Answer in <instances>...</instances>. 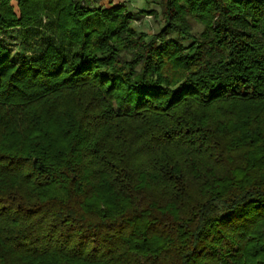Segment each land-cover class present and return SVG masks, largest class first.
<instances>
[{"label":"trees","instance_id":"obj_1","mask_svg":"<svg viewBox=\"0 0 264 264\" xmlns=\"http://www.w3.org/2000/svg\"><path fill=\"white\" fill-rule=\"evenodd\" d=\"M12 1L0 264H264V0H157L154 34L123 5Z\"/></svg>","mask_w":264,"mask_h":264},{"label":"rangeland","instance_id":"obj_2","mask_svg":"<svg viewBox=\"0 0 264 264\" xmlns=\"http://www.w3.org/2000/svg\"><path fill=\"white\" fill-rule=\"evenodd\" d=\"M12 3L18 11L17 2L13 0ZM95 5L102 8L123 5L127 11L136 13L137 17L133 20V26L141 32L158 33L165 23L161 14L160 1L157 0H99ZM46 21L47 18L44 17L43 22L46 23ZM188 22L194 35H199L203 31L204 24L200 20L188 16ZM171 37L180 40L185 45L189 43L188 39L181 38L176 34H172ZM39 42L42 41L35 35H30L25 39L19 28L9 29L2 33L1 37V43L11 49L15 61H19L21 58L31 60L37 51Z\"/></svg>","mask_w":264,"mask_h":264}]
</instances>
